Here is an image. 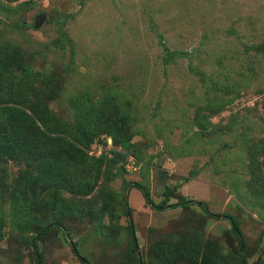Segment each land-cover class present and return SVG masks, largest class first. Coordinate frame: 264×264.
<instances>
[{"label":"rangeland","instance_id":"rangeland-1","mask_svg":"<svg viewBox=\"0 0 264 264\" xmlns=\"http://www.w3.org/2000/svg\"><path fill=\"white\" fill-rule=\"evenodd\" d=\"M161 42L188 54L165 66ZM3 48L21 54L20 76L56 119L72 122L80 96L118 100L134 148L117 156L110 135L96 137L87 151L106 157L96 188L51 186L28 223L11 195L33 165L0 161V264H34L29 235L52 218L91 263L132 264L125 200L147 264L162 263L158 243L195 237L217 243L229 264L242 254L264 264V0H0ZM132 182L155 203L167 188L170 203L193 202L159 210ZM198 201L236 217L243 251L231 222ZM40 249L43 264H83L60 227Z\"/></svg>","mask_w":264,"mask_h":264},{"label":"trees","instance_id":"trees-1","mask_svg":"<svg viewBox=\"0 0 264 264\" xmlns=\"http://www.w3.org/2000/svg\"><path fill=\"white\" fill-rule=\"evenodd\" d=\"M161 43L165 66L188 54L187 51L171 48L165 42ZM188 68L199 74L200 79L206 82L205 72L198 71L192 58L189 60ZM24 69L20 53L7 48L0 49V161L26 160L27 164L33 165L30 172H23L24 178L17 181L11 195V205L18 214V220L28 223L33 211L39 207L34 198L51 186L63 184L71 192L82 194H89L96 188L103 167L106 165L104 155L95 157L87 151L96 137L103 134L110 135L113 143L121 147L115 152L117 156H126V152L132 150L134 146L129 135V113L118 100H91L80 96L73 106L72 122L56 119L48 106L35 98L37 87L34 83L20 76ZM36 169L37 174L32 175ZM185 179L188 180L189 177ZM132 185L139 187L146 202L159 210L175 206L187 208L193 202L182 199L179 203H170L175 189L167 188L164 191L165 198L160 203H155L145 187L138 182H132ZM197 204L210 217L224 218L231 222L232 231L240 241V251H243L242 232L236 217L214 213L204 201H198ZM124 205L129 216L128 247L132 264H147L137 253L138 237L126 200ZM56 227L64 231L80 261L83 264H93L88 257L81 254L64 223L55 218L39 224L29 235L33 246L34 264L44 263L40 241ZM155 250L162 259L161 264H175L177 258L189 260L194 264H229L225 260L227 258L219 251L217 243L212 241L206 243L200 237L182 239L169 244L160 242ZM241 264H247V258L243 254Z\"/></svg>","mask_w":264,"mask_h":264},{"label":"water","instance_id":"water-1","mask_svg":"<svg viewBox=\"0 0 264 264\" xmlns=\"http://www.w3.org/2000/svg\"><path fill=\"white\" fill-rule=\"evenodd\" d=\"M45 18V15H43L42 17H41V19L43 20Z\"/></svg>","mask_w":264,"mask_h":264}]
</instances>
